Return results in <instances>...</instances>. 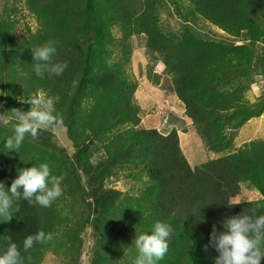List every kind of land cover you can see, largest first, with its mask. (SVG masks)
I'll return each mask as SVG.
<instances>
[{
	"label": "trees",
	"instance_id": "1",
	"mask_svg": "<svg viewBox=\"0 0 264 264\" xmlns=\"http://www.w3.org/2000/svg\"><path fill=\"white\" fill-rule=\"evenodd\" d=\"M15 1L4 0L0 6V108L4 101L32 109L23 102L46 94L66 122L72 144L83 149L76 151L77 168L42 150L51 142L43 130L36 140L25 137L18 152H7L4 142L14 132L0 125V182L5 189L19 170L41 163L53 175H62L67 186L79 184L83 173L91 182L85 209L97 215L99 239L90 264H133L136 236L150 234L157 221L172 228L168 251L157 264H215L220 253L211 235L225 233L226 222L234 217L264 215V140L234 144L237 130L264 112L262 98L246 99L256 77L264 83V0H188L185 13L179 10L187 6L182 0H169L173 14L184 22L179 29L162 24L160 9L169 8L165 0H17L36 22L33 31L20 34L15 19L20 3ZM192 17L245 42L205 40L190 26ZM139 36L145 38V57L153 62L147 79L157 83L153 67L164 66L162 78L170 80L184 116L198 128L204 151L215 156L197 167L183 155L175 129L161 134L139 128L136 84L125 68L131 39ZM48 41L57 47L53 63L67 62L68 68L60 76L45 73L40 78L33 71L32 49ZM258 45L261 51L256 52ZM91 148L101 156L92 157ZM114 171L126 173L135 192L119 199L120 192L104 189L103 180ZM242 184L262 199L234 203ZM58 206L56 200L48 208L17 200L19 210L12 218L0 219V250L10 238L25 264H42L48 251L66 257L55 243L68 224ZM40 230L51 233L52 240L24 252L23 240ZM128 241L130 257L111 261Z\"/></svg>",
	"mask_w": 264,
	"mask_h": 264
},
{
	"label": "rangeland",
	"instance_id": "2",
	"mask_svg": "<svg viewBox=\"0 0 264 264\" xmlns=\"http://www.w3.org/2000/svg\"><path fill=\"white\" fill-rule=\"evenodd\" d=\"M7 1V0H6ZM13 2V0H9ZM4 0H0V6L3 4ZM18 4V13L16 15V20L18 24L16 26V31L18 34L24 33L27 28L34 30L36 27L35 20L28 16L25 13L24 6L22 7L23 2L15 1ZM169 5V8H161L160 13L162 17V24L164 27H171L173 29H179L181 23L177 19L176 15L173 14L174 7L169 4V0H165ZM184 7H180L179 10L182 13H185L186 8L189 6L188 0H182ZM190 26L197 33L201 34L205 40H216L218 42L227 41L232 42L233 44L241 45L245 41L243 39H232L227 38L216 27L200 21L198 18L192 17ZM171 29V30H173ZM175 31V30H173ZM145 44L144 36L134 37L131 39L132 45V54L130 57V62L126 65V70L130 77L131 82L136 84V92L134 93V102L140 110V120L141 125L139 128L144 129H156L161 134H166L170 130L175 129L178 133L180 140V147L185 158L190 161V166L197 167L205 160L207 156L213 158L215 156L208 154L204 151L203 141L200 135L198 134V128L192 126L191 121L184 116L183 106L176 102L175 98L169 96L171 92V83L170 80L163 78L162 84L158 87L155 86L151 81L146 77L147 71L152 68L153 62H149V58L145 57L143 49ZM255 51H261L260 45L256 46ZM121 54L115 55V58H121ZM151 61V59H150ZM163 67L158 63L156 67H153V72L156 74H161ZM154 75V74H152ZM260 77H256L254 83L251 85V90L246 94V99L250 102L255 101L258 98L264 100V83L258 82ZM159 83L161 79L157 80ZM1 96V100H2ZM175 101L176 103H172ZM17 109L22 113H26L32 109H26L24 105H19L14 108L11 104L8 106L5 105L3 101L0 108V125L4 127L8 132H14V126L18 121L13 116L12 110ZM259 119V118H258ZM62 120V119H61ZM9 127H7V126ZM49 132V138L51 142L49 143L48 148L42 146V150L48 152L57 157H65L67 163L71 160L74 163V166L78 168V164L75 163L76 151L83 149L72 144L70 136L66 128V122L62 120V125L59 128H46L41 126L38 130V134L41 131ZM43 134V133H42ZM47 134V133H46ZM25 137H32L31 135L26 134ZM33 138V139H32ZM29 138L30 140L38 139L36 137ZM264 139V117L260 120H251L248 124L246 123L242 128L238 129L234 136V144L240 146L243 142H249L253 139ZM92 157H100L101 152L92 150ZM92 158L91 165L95 167V159ZM195 158L194 160H192ZM98 164V163H97ZM96 164V165H97ZM77 168H71V170H77ZM83 171V170H81ZM81 173V172H80ZM81 179L80 183L76 184L71 181L69 186L65 183H61L63 189V195L56 200L58 210L62 211V218L64 217L67 221V228L62 230L56 235L55 243H58L60 247L59 251L66 253V257L63 255L58 256L52 251H48L44 257L42 264H69L65 263L66 259H70L73 263L71 264H90L91 254L95 252V248L99 246V239L97 238V233L95 226L97 225V215L90 212L87 213L86 201H90L87 198L89 185L91 182L85 177L83 173L80 174ZM80 185V187H78ZM103 188L111 191L120 192L122 195L118 197L121 199L123 195L128 193L135 192L133 188V182L126 178V173L124 172H112L103 180ZM243 192V194L241 193ZM256 193L248 185L243 184L240 188V194L235 197L233 200L234 203L241 202H250L254 201L256 198ZM64 226L62 227V229ZM114 232L112 233V235ZM132 243L128 241L124 252H115V255L112 257L111 261H116L117 257L124 258L126 255L130 257L127 249ZM58 251V252H59Z\"/></svg>",
	"mask_w": 264,
	"mask_h": 264
},
{
	"label": "clouds",
	"instance_id": "3",
	"mask_svg": "<svg viewBox=\"0 0 264 264\" xmlns=\"http://www.w3.org/2000/svg\"><path fill=\"white\" fill-rule=\"evenodd\" d=\"M32 52L35 61L33 71L37 77L44 78L45 73L60 76L68 68L67 62L53 63V57L57 54L54 41H48L42 46L33 48ZM160 65L164 70V66ZM163 70L161 74L153 72L161 79L160 83H153L155 86L159 87L163 83ZM172 94L170 92L169 96L174 98ZM175 100L181 104L177 98ZM176 102L172 101V103ZM23 103L30 104L32 110L26 113L17 109L12 110L18 123L14 126V135L9 136L4 142L7 152H18L26 134L36 137L41 126L56 129L62 125L61 118L55 114L54 100L46 94L33 96ZM63 179L62 175H53L47 163H41L38 166L19 170L17 178L7 189H5V184L0 182V219L9 221L13 212L19 210L15 207V202L20 199L27 201L30 205L51 207L52 203L63 195L61 187ZM258 196L261 200V196L259 194ZM225 227L227 228L225 233L219 236L213 233L210 237V240L215 242L216 250L220 253L219 257L215 259V264H261V260L264 258V215H258L255 218L248 215L237 216L228 220ZM171 232L172 228L169 224L157 221L153 224L150 234L141 233L136 236L134 244L138 255L133 260V264H157L163 259L168 251V238ZM51 240V233L40 230L35 234L28 235L23 240V251L28 252L34 245L44 244ZM27 259L30 261L31 257L29 256ZM0 264H25L20 247L10 238L7 247L0 250Z\"/></svg>",
	"mask_w": 264,
	"mask_h": 264
},
{
	"label": "crops",
	"instance_id": "4",
	"mask_svg": "<svg viewBox=\"0 0 264 264\" xmlns=\"http://www.w3.org/2000/svg\"><path fill=\"white\" fill-rule=\"evenodd\" d=\"M264 117V114L259 118V119H255V120H260L261 118H263ZM254 121V120H253ZM249 123V122H248ZM247 123V124H248ZM254 140V139H253ZM262 140H264L263 138H262ZM243 185V184H242ZM247 185V184H246ZM241 193L243 194V192L241 191ZM256 195V198L254 199V201H257V200H259V196H258V194L257 193H254V196Z\"/></svg>",
	"mask_w": 264,
	"mask_h": 264
}]
</instances>
